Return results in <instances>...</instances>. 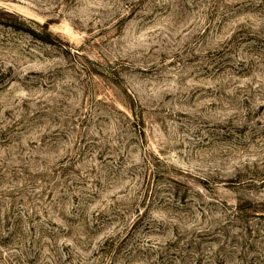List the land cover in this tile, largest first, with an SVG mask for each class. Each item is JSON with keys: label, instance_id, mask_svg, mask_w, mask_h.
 Masks as SVG:
<instances>
[{"label": "rangeland", "instance_id": "374dc122", "mask_svg": "<svg viewBox=\"0 0 264 264\" xmlns=\"http://www.w3.org/2000/svg\"><path fill=\"white\" fill-rule=\"evenodd\" d=\"M0 10V264H264V0Z\"/></svg>", "mask_w": 264, "mask_h": 264}, {"label": "trees", "instance_id": "16d2710c", "mask_svg": "<svg viewBox=\"0 0 264 264\" xmlns=\"http://www.w3.org/2000/svg\"><path fill=\"white\" fill-rule=\"evenodd\" d=\"M1 14H3L4 16L8 17L9 19H11L9 21V23H3L4 25L16 30V31H19V30H24L22 27L25 26L26 24V21L20 17V16H16L14 14H11V13H8L4 10H0ZM43 29L46 30L48 29L47 28V25H44L43 26ZM48 38H50V36H47Z\"/></svg>", "mask_w": 264, "mask_h": 264}]
</instances>
